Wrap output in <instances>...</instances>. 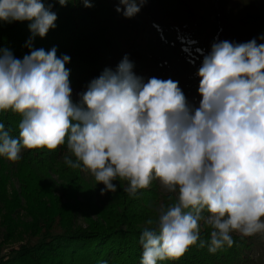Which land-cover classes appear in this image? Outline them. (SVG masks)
Listing matches in <instances>:
<instances>
[{
  "label": "clouds",
  "instance_id": "1",
  "mask_svg": "<svg viewBox=\"0 0 264 264\" xmlns=\"http://www.w3.org/2000/svg\"><path fill=\"white\" fill-rule=\"evenodd\" d=\"M146 2L118 0L115 11L131 19ZM56 20L44 0H0V21L28 22L31 34L22 59L0 49V113L21 117L16 137L0 123V157L16 162L22 150L66 145L65 165L103 184L101 195L119 180L136 198L157 181L171 202L146 221L140 264L178 260L197 244L215 253L233 246V233L264 234V42L213 43L197 72L198 106L177 81L135 75L127 55L74 103L70 57L31 47Z\"/></svg>",
  "mask_w": 264,
  "mask_h": 264
},
{
  "label": "trees",
  "instance_id": "2",
  "mask_svg": "<svg viewBox=\"0 0 264 264\" xmlns=\"http://www.w3.org/2000/svg\"><path fill=\"white\" fill-rule=\"evenodd\" d=\"M236 1L147 0L136 15L159 31L196 36L214 14L218 32L211 46L224 40L236 44L252 39L264 42V11L258 16L236 13L225 20L212 11L215 5L219 9L230 5L232 8ZM44 2L52 4V11L57 14L56 27L43 39L34 38L31 47L45 51L55 47L58 57H70L66 68L70 70L72 92L85 91L105 68L115 70L125 55L133 65L138 59L141 23L117 13L118 0H91L90 8H85L81 0H70L64 7L56 0ZM30 36L28 22L0 21V49L10 50L14 57L22 59L29 54ZM199 47L204 50L202 45ZM133 72L140 77L136 67ZM77 101L73 99L74 103ZM20 120L11 111L0 113V123L10 128L14 137L18 136ZM66 153L65 145L55 151L22 150L16 162L0 157V218L10 223V216L21 208V201L31 218L25 230L28 240L1 257L0 264H140L139 237L146 221L155 220L156 207L171 202L170 194L160 191L154 181L131 198L124 191L125 182L117 180L113 182L117 184L115 193L101 195L103 184L94 180V187L88 188L84 173L65 165ZM11 181L17 184L18 192L10 197L6 187ZM76 215L86 217L85 228H75ZM13 230L7 231L10 236L15 233ZM210 231L202 226L201 239H209ZM233 239L232 247L225 246L215 253L197 244L178 260L158 264H257V242L250 237L233 235Z\"/></svg>",
  "mask_w": 264,
  "mask_h": 264
},
{
  "label": "rangeland",
  "instance_id": "3",
  "mask_svg": "<svg viewBox=\"0 0 264 264\" xmlns=\"http://www.w3.org/2000/svg\"><path fill=\"white\" fill-rule=\"evenodd\" d=\"M212 11L222 15V20L236 13L258 16L262 15L264 11V0H237L232 8L230 5L228 8L219 9L215 5ZM131 21L133 23L140 22L142 27L137 51L139 57L134 63L140 77L145 82L152 77L177 81L188 102L193 106H198L201 97L198 94L200 81L197 72L204 56L210 51L211 42L218 32L215 15L209 16L207 26L201 29V32L196 36L193 35L195 38L193 36H174L159 31L155 27L151 28L146 20L137 15L131 18ZM198 43L204 47V50L199 47ZM81 92L83 91H73L72 98L78 100V94ZM84 178L89 184L88 188L94 187V178L91 175L84 173ZM53 179L56 180V178ZM157 184L160 191H163L158 182ZM6 190L11 197L14 192H18L17 184L11 181ZM20 206V209L11 214L10 223L0 218V258L8 255L12 250L18 249L20 245L28 240L25 230L30 225L31 218L26 213L22 201ZM73 222L75 228H85L87 226L86 217L80 215H76ZM10 229L15 231L12 236L8 233ZM232 235L240 236L236 233ZM250 238L256 241L259 246L257 264H264V234H257Z\"/></svg>",
  "mask_w": 264,
  "mask_h": 264
}]
</instances>
